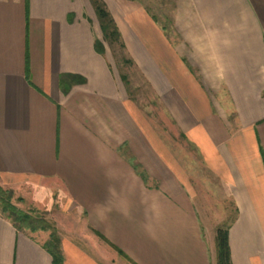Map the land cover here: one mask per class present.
I'll use <instances>...</instances> for the list:
<instances>
[{"label": "crops", "instance_id": "1", "mask_svg": "<svg viewBox=\"0 0 264 264\" xmlns=\"http://www.w3.org/2000/svg\"><path fill=\"white\" fill-rule=\"evenodd\" d=\"M85 3L0 0V182L38 206L56 196L135 264H215L219 222L204 225L191 177L95 52L101 31ZM174 4L188 43L145 26L140 59L128 52L237 210L232 264H264V0ZM63 73L86 82L65 94ZM212 91L229 105L217 108ZM59 230L61 264H106ZM49 234L0 214V264H53Z\"/></svg>", "mask_w": 264, "mask_h": 264}, {"label": "rangeland", "instance_id": "2", "mask_svg": "<svg viewBox=\"0 0 264 264\" xmlns=\"http://www.w3.org/2000/svg\"><path fill=\"white\" fill-rule=\"evenodd\" d=\"M104 1L112 11L111 14L117 25L119 23L121 26L120 29L118 25L126 48L120 49L117 44L112 47L108 46L101 34L100 40L105 46V54L101 56L104 57L107 55L111 70L117 76L120 86L126 89L130 98L148 120L150 130L154 133L150 131V133L153 134L152 138L154 140L157 138L164 139L166 150L175 155L180 166H182L186 174L191 177L190 182L197 192L196 202L204 225H207L209 222L208 220L213 218V223H215L216 219L217 222H219L217 228L223 227V225L228 223L232 218L234 212V206L230 196L227 195L225 187L222 186L218 180L208 175V171L201 162L200 155L187 141V137L175 124V120L172 116L168 114L162 101L158 98L155 86L147 79L137 62V60L140 59L139 55L141 50L140 32L143 31L141 29L145 28V26H147L149 30L151 29V33L154 36L159 34V36L164 39V42L171 46H180L181 48L182 45L188 43L186 39H184L183 31L179 32L176 25L177 20L174 0ZM85 4L87 10L90 12L91 21L97 26L98 21L93 14L92 7L87 0ZM139 10L144 11V16H146L148 20L147 24L143 19L137 16ZM128 48L132 50L137 60L134 59L135 57H131ZM188 67L196 73V67H191L189 65ZM122 77H124L126 83L122 81ZM211 96L217 108L219 106L229 105L221 95H216L213 91ZM194 160L196 161L195 169ZM134 166L139 167L140 165L134 164ZM148 182L153 186L158 185L157 179H154L152 176H148ZM0 188L9 193L6 197L9 205L15 207L21 214H29L34 220V226L38 228H46L49 226L51 229H54L57 234L58 231H60L59 228H61L62 232L69 234L70 240L72 239L77 243L82 241L91 248L100 250L102 261L104 260L106 264L110 262L111 264H135L131 259L112 247L98 232L87 227L84 223L83 215L75 210L66 211L64 209V202L62 204L61 200L56 198V196H54L53 200L49 197L43 205L38 206L31 202L32 196L30 192H27L24 188H14L4 185L1 182ZM0 214L9 220L8 211H3L1 205ZM217 228H215V232ZM22 229L27 230V227H22ZM48 232H50V230H48ZM208 232L210 231H207V233ZM77 236L79 240H77Z\"/></svg>", "mask_w": 264, "mask_h": 264}, {"label": "trees", "instance_id": "3", "mask_svg": "<svg viewBox=\"0 0 264 264\" xmlns=\"http://www.w3.org/2000/svg\"><path fill=\"white\" fill-rule=\"evenodd\" d=\"M95 16L97 18L102 38L107 42L108 46L112 47L115 44L118 45L120 49H125V43L123 41L122 35L120 33L119 27L112 16L108 6L104 0H89ZM155 19V18H154ZM94 50L100 55L105 54V46L100 39L94 40ZM122 81L126 83L124 77ZM86 79L78 74L63 73L60 75L59 84L63 93H67L73 85L83 84ZM8 192L3 191L0 188V205L3 211H8V218L17 230H23L22 227H27L30 231H48L50 230L49 238L44 244V248L51 254L53 259V264H61L63 261V254L60 247V237L59 234L54 229L49 226L36 227L34 226V220L29 214H21L15 208L9 205L6 199ZM6 201H5V199ZM236 208H234L233 216L228 223L219 227L215 232V264H232L230 247H229V229L232 221L236 216ZM26 229V228H25ZM101 236V235H100ZM102 237V236H101Z\"/></svg>", "mask_w": 264, "mask_h": 264}]
</instances>
